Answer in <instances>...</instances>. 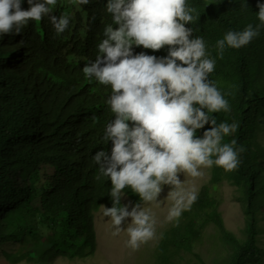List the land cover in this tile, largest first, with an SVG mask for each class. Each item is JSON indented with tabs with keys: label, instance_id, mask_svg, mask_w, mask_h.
Returning a JSON list of instances; mask_svg holds the SVG:
<instances>
[{
	"label": "trees",
	"instance_id": "1",
	"mask_svg": "<svg viewBox=\"0 0 264 264\" xmlns=\"http://www.w3.org/2000/svg\"><path fill=\"white\" fill-rule=\"evenodd\" d=\"M106 2L89 0L77 6L73 0H57L51 6L53 14L70 17L68 28L59 35L45 17L29 21L20 34L0 36V242L23 244L18 254L10 255L16 261L49 264L54 257H91L94 217L102 205L112 206L111 182L107 177L97 179L92 160L99 150L111 151V141L103 139L106 124L114 119L105 103L111 90L89 81L82 71L95 59L103 30L112 23ZM187 2L196 9V19L185 26L204 39L207 51L216 58L209 79L231 108L209 115L218 123H237L236 132L223 142L235 139L246 150L236 170L211 168L208 184L162 236L157 260L170 264L180 251L194 253L201 229L212 223L232 247L228 264H264L258 246L259 215L264 211V147L255 142L264 130V28L247 46L226 47L222 59L214 47L227 31L258 24L256 5L264 0ZM21 6L27 10V0ZM133 51L167 55V47L153 52L133 46ZM208 128L206 124L196 135L202 136ZM222 182L231 183L243 196V241L226 228L218 210L214 193ZM124 193L131 205L142 204L132 189L126 187Z\"/></svg>",
	"mask_w": 264,
	"mask_h": 264
},
{
	"label": "clouds",
	"instance_id": "2",
	"mask_svg": "<svg viewBox=\"0 0 264 264\" xmlns=\"http://www.w3.org/2000/svg\"><path fill=\"white\" fill-rule=\"evenodd\" d=\"M73 3L87 5L89 0ZM27 4L24 10L22 0H0V36L20 34L29 21L45 17L58 35L68 28V15L53 14L51 6L57 0H27ZM256 7L258 24L227 31L216 41L219 58L226 47L240 49L260 35L264 3ZM105 8L112 23L103 30L95 59L85 63L82 71L89 81L110 87L105 103L114 119L106 124L103 139L111 141L112 147L110 153L95 152L92 160L97 179L107 177L111 182L112 206L102 205L103 215L111 219L114 234L126 232V244L135 250L155 237V220L140 203L131 210L129 204H121L126 187L140 201L151 202L163 185L181 183L178 174L196 177L202 175L200 169L213 166L236 170L246 149L235 139L223 142L236 132L237 123H218L209 115L231 108L209 79L216 58L207 51L204 39L185 26L196 19V9L187 0H107ZM133 46L153 52L167 47V55L134 54ZM206 124L209 128L197 136ZM196 199L191 192L189 202ZM180 212L179 207L171 208L168 219H178Z\"/></svg>",
	"mask_w": 264,
	"mask_h": 264
},
{
	"label": "rangeland",
	"instance_id": "3",
	"mask_svg": "<svg viewBox=\"0 0 264 264\" xmlns=\"http://www.w3.org/2000/svg\"><path fill=\"white\" fill-rule=\"evenodd\" d=\"M255 142L264 147V130L257 133ZM211 168H202V175L193 177L187 173L178 174L179 185H163L157 198L151 202L142 201L140 205L155 220L156 235L153 239L140 245L138 249L127 246L128 239L125 231L114 234L111 219L103 215V208L95 215L93 223L95 251L91 257L69 260L64 257H54L49 264H160L156 256V247L162 236L169 232L178 222L177 218L168 219L169 211L173 207L188 210L189 194L196 195L202 186L208 184ZM214 198L218 202V210L223 216L226 228L240 241L246 238V220L244 200L241 192L231 183L222 182ZM121 204L131 203L124 196ZM258 246L264 252V211L260 213ZM130 222V221H129ZM127 227V224L121 225ZM49 248V245H45ZM23 244L15 241L0 242V264H33L26 260L16 261L13 256L22 250ZM232 254V247L228 246L218 228L209 223L201 229V235L194 244V253L180 251L170 264H228Z\"/></svg>",
	"mask_w": 264,
	"mask_h": 264
}]
</instances>
